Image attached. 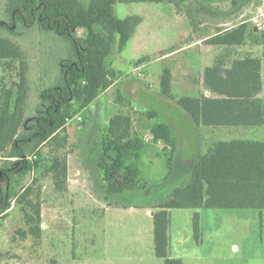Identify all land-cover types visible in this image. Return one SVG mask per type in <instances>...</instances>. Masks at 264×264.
I'll return each mask as SVG.
<instances>
[{
  "label": "rangeland",
  "instance_id": "374dc122",
  "mask_svg": "<svg viewBox=\"0 0 264 264\" xmlns=\"http://www.w3.org/2000/svg\"><path fill=\"white\" fill-rule=\"evenodd\" d=\"M180 1L178 4L163 0L114 5L116 17L139 15L144 24L122 50H117L116 42L113 45L108 60L118 82L111 91L99 94L87 107L75 106L73 119L66 122L67 145L57 152L63 158L64 177L59 171L44 170L42 156L47 157L54 147H43L42 155L30 154L31 159L27 158L32 167L27 170L13 167L0 153V188L6 184L1 169L9 168L11 177V184L7 185L11 205L0 214V264H163V259L156 255L154 219L150 212L172 196L175 185L182 181L174 183L164 177L165 160L171 157L173 166L179 167L187 159V165L191 166L198 154L208 151L216 140L264 139V126H220L214 130L199 127L178 104L183 96L196 97L203 92V65L213 57L229 67L236 58L261 56L262 28L256 24H264V14L259 15L264 13V0ZM5 2L0 0L1 20ZM243 23L247 33L242 45H219L222 48L217 47L216 52L210 50L208 37ZM18 29L20 34L12 36L0 28V35L15 41L26 54L32 89L25 113L33 115L36 84L54 83L59 69L57 58L67 54L70 48L62 39L44 35L38 29L28 30L22 25ZM77 32L84 34V30ZM197 38L198 45L156 59L154 41L169 49ZM138 41H145L141 46L147 54L134 55L136 48H142ZM165 69L171 73V95L161 93L160 80ZM18 74V62L0 60V90L15 88ZM118 114L130 117L132 136L140 139L146 133L153 134L152 126L162 123L170 127L173 138L182 147L172 152V148L151 144V155H155L152 167L140 157L125 156L126 164H137L141 181L133 190L112 194L102 178L106 160L101 140L110 119ZM148 167L153 170L148 172ZM101 205L113 207L106 209ZM178 211L188 210H173L171 214L169 252L172 257L186 258L199 247L226 252L236 242L238 251L227 254V261L264 264L261 210L209 209L220 212L204 216L198 240L194 238L192 226L188 227L186 217L176 214ZM246 250L251 252L249 257Z\"/></svg>",
  "mask_w": 264,
  "mask_h": 264
},
{
  "label": "trees",
  "instance_id": "16d2710c",
  "mask_svg": "<svg viewBox=\"0 0 264 264\" xmlns=\"http://www.w3.org/2000/svg\"><path fill=\"white\" fill-rule=\"evenodd\" d=\"M163 0H6L0 28L12 36L19 26L38 29L42 34L65 41L70 48L57 58L54 83L39 86L33 115H26L25 105L31 91L24 50L12 39L0 35V60L18 62L15 88L0 90V153L13 167H32L28 156L42 155L43 147H54L42 156L44 170L63 176V158L57 152L67 145L66 119L87 107L116 78L108 57L117 43L122 50L142 21L139 15L118 18L116 3L162 2ZM175 4L180 0H168ZM186 1V0H182ZM196 1V0H195ZM78 30H84L78 35ZM246 24L218 31L206 40L212 45L237 46L245 42ZM261 56L234 59L229 67L216 62L203 71L205 89L196 97L183 96L178 104L190 120L200 126H264V25L260 30ZM39 83V82H37ZM41 84V83H40ZM161 93L171 95V73L165 69L160 80ZM155 138L171 145L174 138L168 125L157 123L151 129ZM106 164L102 178L112 194L137 188L139 171L125 162V156L138 158L143 151L141 139L131 135V119L118 114L110 119L101 140ZM54 151V152H52ZM166 159V158H165ZM166 179L185 176L172 196L163 200L153 213L156 255L163 264H183L169 255V209L172 208H252L261 210L264 241V139L219 140L204 154H199L184 174L178 173L171 157L166 159ZM5 187L0 188V214L11 205L10 169L2 168ZM64 177V176H63ZM193 235L200 237V216L194 213Z\"/></svg>",
  "mask_w": 264,
  "mask_h": 264
},
{
  "label": "crops",
  "instance_id": "0c3cea01",
  "mask_svg": "<svg viewBox=\"0 0 264 264\" xmlns=\"http://www.w3.org/2000/svg\"><path fill=\"white\" fill-rule=\"evenodd\" d=\"M186 23H189V21L186 22ZM143 24H144V22L142 23V21H141L140 24L137 26L136 32L134 33L133 36H137L139 34L140 28H141V26H143ZM138 42H140L139 44H140V48H141L142 47L141 45H143L145 41H138ZM199 42H200V39L197 38V39H194V40H192V41H190L188 43H184V44H181V45L176 46V47H172V48H169V49H163L161 47V43L159 44L158 41H157V43H156V41H154V44L153 45L156 48V51L155 52H158V54H156V56H157L156 59H162L164 57H168L169 55L174 54L175 52H178L179 50L182 51V50H185L186 48H188L189 46L198 45ZM209 45H210L209 46L210 50L215 49V52H216L217 47H218V49L219 48H222V46H219V45H212V44H209ZM142 51H143V47L140 50L138 48H136V51H135L134 55L137 56L140 53L141 54L142 53L147 54L146 51L145 52H142ZM216 60H217V57L215 59L213 57L209 63L207 62L205 64V66L203 65V67H204L203 69H205L208 66L214 65L216 62H218ZM185 75L186 74L184 73V76ZM116 82H118L117 79H115L114 82L112 83V85H110L107 89H105L104 91L100 92V94H102V95L103 94H107L108 91H111L112 87L114 86V84ZM202 89H203V92H202ZM202 89H201L200 93L202 92V93H204L205 95H208V96H212L213 95L212 92H210L208 89H205L204 85H203ZM91 103H90V105H91ZM201 126L202 125H200L199 127H201ZM203 127L210 128L211 130H214V128H219L220 126H203ZM140 139H141V137H140ZM217 141H219V140H216V142ZM150 145H151L150 143L149 144L144 143L143 151L141 152V154H140L139 157L142 160L147 161L148 164H149V167H152L153 166V157L155 155H151L153 152H152V146H150ZM174 145H175V151L176 150H179V148L181 149V147H182L181 145L177 144V141L175 139H174ZM184 160H186L185 163H181L179 167H178V165L176 167H174L175 170L177 169V172L178 173L184 174L190 168V165H187V161L188 160L187 159H184ZM165 162H166V160H165ZM180 162H182V161H180ZM136 165L133 166V167H136L137 169H139L138 166H136ZM184 165H187V166H184ZM149 167H148V172H151L153 170V168H149ZM166 167H167V164H166ZM166 175L164 177H166ZM185 176H182V177L176 179L175 181H173L174 183H178L179 180H182L181 183L180 184H176L175 187L181 186L183 184V181L186 180V177ZM145 181H147V180H145ZM101 206L106 207V209L113 207V206H110V205H108V206L101 205ZM209 209L222 210V209H242V208H189V207H187V208H172V209H169V211H168V213H169V225H170V217H171V214H172L173 210H175V211H177V210H188V211H178L179 213H176V214L177 215H182V216L186 217V219H187V225H188L189 228L192 226V220H193L194 213L198 212L199 213V216H200V236H201L202 235V230H203L202 229L203 228L202 225H203L204 216L205 215L215 216V215L218 214L217 212H220V211H207ZM156 211H157V207H155V211L154 210L151 211V212L149 211L152 217H153V213L156 212ZM205 212H208V213H205ZM191 229L193 231V228L192 227H191ZM237 245H238V243L233 242L232 245H231V248L225 249L226 252L225 251H222V249H218V248L208 249V248H205V247H199L198 250L192 251L191 254L188 255L186 258L184 256H181V257L180 256L179 257H172L170 255V252H169V255L172 258H179L182 261L183 264H186L187 262H189V264H242L240 262H229V261H227V260H229V257L227 256V254H231V253H234V252H237L238 251L237 250V247H238ZM245 253H246V256L247 257H249L251 255V252L248 251V250H246ZM260 254L263 255V252H260ZM238 258H241V256L239 255ZM246 264H249V263H246Z\"/></svg>",
  "mask_w": 264,
  "mask_h": 264
},
{
  "label": "built area",
  "instance_id": "2783aa9c",
  "mask_svg": "<svg viewBox=\"0 0 264 264\" xmlns=\"http://www.w3.org/2000/svg\"><path fill=\"white\" fill-rule=\"evenodd\" d=\"M264 13H262V12H260V16H262ZM259 28H262V26L264 25L263 24V22H261V23H259V24H256ZM76 118L78 119V120H80L81 119V117L80 116H76ZM73 118H72V116L71 117H68L67 119H66V122L67 121H71ZM141 140H142V142L143 143H147V144H154V145H156V146H161V147H163V148H167V149H170L171 148V145L170 144H168V143H166L164 140H162L161 138H155V136H154V134H148V133H146V134H144L143 136H141ZM33 157L34 158H36V155L34 154L33 155ZM28 158L29 159H31V156H28Z\"/></svg>",
  "mask_w": 264,
  "mask_h": 264
}]
</instances>
